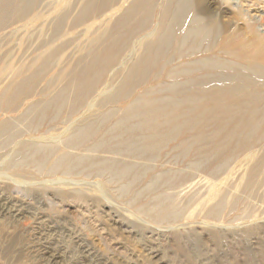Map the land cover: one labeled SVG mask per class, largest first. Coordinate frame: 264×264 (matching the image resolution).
<instances>
[{"label": "rangeland", "instance_id": "obj_1", "mask_svg": "<svg viewBox=\"0 0 264 264\" xmlns=\"http://www.w3.org/2000/svg\"><path fill=\"white\" fill-rule=\"evenodd\" d=\"M17 2L0 19V264H264V122L246 144L215 132L213 150L188 124L144 149L113 123L144 95L177 98L201 57L261 63L264 0ZM195 19L190 51L176 35Z\"/></svg>", "mask_w": 264, "mask_h": 264}, {"label": "bare ground", "instance_id": "obj_2", "mask_svg": "<svg viewBox=\"0 0 264 264\" xmlns=\"http://www.w3.org/2000/svg\"><path fill=\"white\" fill-rule=\"evenodd\" d=\"M26 3L28 2L25 1ZM18 6L19 2L17 0H0V19L6 17L7 12L13 11L14 8L17 10ZM22 6L24 8L27 7L25 5ZM136 7H133L132 11H135ZM170 30L164 33L165 36L161 39V42L167 40L171 34ZM205 30V27L200 25L199 20L195 19L188 27L177 31V40L187 50H197L201 46V40L206 37ZM215 49L216 52L228 53L229 46L221 45V48ZM148 55L155 56V50L151 49ZM148 59L150 60L149 57ZM231 60L232 62L229 63L224 62L217 55L201 57L196 62L198 64L197 73H201L198 75L199 78L195 76L197 74H193L192 69L196 70L195 66L192 69L190 67L189 71H187V77H184L185 75L183 76V79L186 78L184 80L186 86H184L181 93L178 92L180 95L178 97L176 96L177 98L171 97L172 95L169 96L170 94H166V96L162 95L161 97L160 95L153 96V94L144 95L139 101L125 108L122 116L118 117V115L113 123H118L130 129L132 133L134 132L125 139L127 140L128 138L132 142L139 143L136 139L140 138L141 143H139V147L144 149H153L159 147L160 144L163 145L162 142H165L167 139L169 140L167 132L175 130L178 125L183 129L181 127L182 124H186L185 126L188 124L191 129L194 128L192 129L195 130L194 135H196L193 137L194 141L196 139L197 141L198 139L204 141L205 146L203 145V147H208L211 150L218 145L216 139L214 141L209 140L216 136L215 132L225 131V138L229 135L242 137V142L246 144L251 139L250 135L253 132L259 131L258 129L262 125L261 122H264V91L261 90L264 85V58H262L263 61L261 63L251 61L244 65V67L237 66L235 64L236 61H234L236 59L231 58ZM94 64L96 63L94 62ZM147 65L148 63L145 64V66ZM93 71H96L94 70V66L88 73L79 75L74 85H84L83 83L87 81V77ZM177 83L179 82L177 81ZM162 97H166V101L163 98V102ZM66 100V92L62 91L54 99H50L45 105L38 108V112L42 117H46L47 115L49 117L52 115L55 116L65 104ZM141 103H144V105ZM179 127L177 130H179ZM175 133L177 135L174 139H177V136L181 137L178 133L182 134V131L180 130V132ZM104 134H107L106 131ZM119 134L116 133V136L119 137L118 140H121L122 137ZM247 136L248 140L245 138ZM112 138L113 140L117 139ZM172 139L168 142L170 143ZM186 141L188 143V140L184 138L180 142L186 143ZM183 146L186 145H182L181 148ZM188 149H190L189 146ZM183 152L185 151L183 150ZM40 158L41 160L44 159L43 156ZM41 160H39L40 163L42 162Z\"/></svg>", "mask_w": 264, "mask_h": 264}]
</instances>
